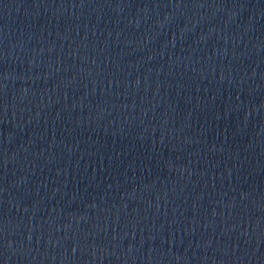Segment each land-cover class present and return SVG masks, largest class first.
Instances as JSON below:
<instances>
[{
	"label": "water",
	"instance_id": "1",
	"mask_svg": "<svg viewBox=\"0 0 264 264\" xmlns=\"http://www.w3.org/2000/svg\"><path fill=\"white\" fill-rule=\"evenodd\" d=\"M0 264H264V0H0Z\"/></svg>",
	"mask_w": 264,
	"mask_h": 264
}]
</instances>
